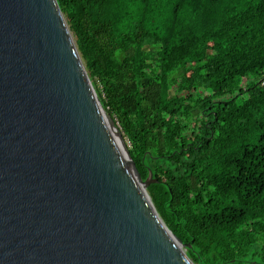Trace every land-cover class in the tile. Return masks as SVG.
<instances>
[{"label": "trees", "instance_id": "1", "mask_svg": "<svg viewBox=\"0 0 264 264\" xmlns=\"http://www.w3.org/2000/svg\"><path fill=\"white\" fill-rule=\"evenodd\" d=\"M194 264H264V0H57Z\"/></svg>", "mask_w": 264, "mask_h": 264}, {"label": "water", "instance_id": "2", "mask_svg": "<svg viewBox=\"0 0 264 264\" xmlns=\"http://www.w3.org/2000/svg\"><path fill=\"white\" fill-rule=\"evenodd\" d=\"M113 128L57 0H0V264H194Z\"/></svg>", "mask_w": 264, "mask_h": 264}, {"label": "bare ground", "instance_id": "3", "mask_svg": "<svg viewBox=\"0 0 264 264\" xmlns=\"http://www.w3.org/2000/svg\"><path fill=\"white\" fill-rule=\"evenodd\" d=\"M118 131H119V130H118L117 128H113V129H112V132L114 133V135H116Z\"/></svg>", "mask_w": 264, "mask_h": 264}, {"label": "rangeland", "instance_id": "4", "mask_svg": "<svg viewBox=\"0 0 264 264\" xmlns=\"http://www.w3.org/2000/svg\"><path fill=\"white\" fill-rule=\"evenodd\" d=\"M117 129L119 130L118 127H117ZM119 131H120V130H119ZM124 141H125L126 146L128 147V146H129L128 142H127L126 140H124Z\"/></svg>", "mask_w": 264, "mask_h": 264}]
</instances>
